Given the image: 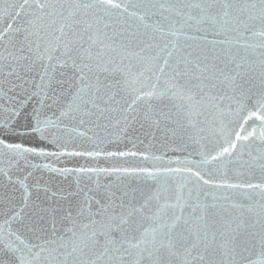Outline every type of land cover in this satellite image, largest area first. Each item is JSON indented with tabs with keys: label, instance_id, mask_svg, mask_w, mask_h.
<instances>
[{
	"label": "snow or ice",
	"instance_id": "snow-or-ice-1",
	"mask_svg": "<svg viewBox=\"0 0 264 264\" xmlns=\"http://www.w3.org/2000/svg\"><path fill=\"white\" fill-rule=\"evenodd\" d=\"M0 264H264V0H0Z\"/></svg>",
	"mask_w": 264,
	"mask_h": 264
},
{
	"label": "water",
	"instance_id": "water-1",
	"mask_svg": "<svg viewBox=\"0 0 264 264\" xmlns=\"http://www.w3.org/2000/svg\"><path fill=\"white\" fill-rule=\"evenodd\" d=\"M141 147L143 148V146H141ZM154 150L157 151V154H159L160 153V145L157 144ZM165 151L167 152V156L168 157H172V158H175L177 156L183 155L181 153H173L172 150H171V147H168L167 149H165ZM80 162L81 161H79V160H71V161H69L68 166H73V165L78 164ZM43 178L45 180L51 179V182H52L53 186H55L56 184L60 183V181H61V178L55 177V176L49 177L47 174H45Z\"/></svg>",
	"mask_w": 264,
	"mask_h": 264
}]
</instances>
